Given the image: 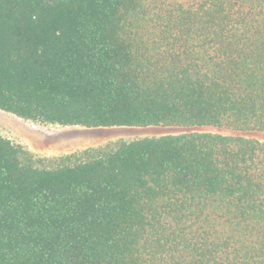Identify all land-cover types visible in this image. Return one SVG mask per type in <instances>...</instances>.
I'll use <instances>...</instances> for the list:
<instances>
[{
	"label": "trees",
	"instance_id": "trees-1",
	"mask_svg": "<svg viewBox=\"0 0 264 264\" xmlns=\"http://www.w3.org/2000/svg\"><path fill=\"white\" fill-rule=\"evenodd\" d=\"M0 111L264 133V0H0ZM0 264H264V143L190 132L44 158L0 136Z\"/></svg>",
	"mask_w": 264,
	"mask_h": 264
},
{
	"label": "rangeland",
	"instance_id": "rangeland-1",
	"mask_svg": "<svg viewBox=\"0 0 264 264\" xmlns=\"http://www.w3.org/2000/svg\"><path fill=\"white\" fill-rule=\"evenodd\" d=\"M190 132H211L264 143L263 132H234L214 128H83L41 125L0 111V136L27 147L39 157L55 158L90 148L142 138H159Z\"/></svg>",
	"mask_w": 264,
	"mask_h": 264
}]
</instances>
